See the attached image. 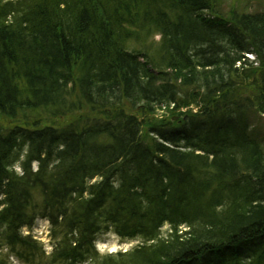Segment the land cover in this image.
<instances>
[{"label": "trees", "instance_id": "obj_1", "mask_svg": "<svg viewBox=\"0 0 264 264\" xmlns=\"http://www.w3.org/2000/svg\"><path fill=\"white\" fill-rule=\"evenodd\" d=\"M214 5L0 0V264L40 219L50 264H264V8ZM109 232L140 244L98 260Z\"/></svg>", "mask_w": 264, "mask_h": 264}, {"label": "rangeland", "instance_id": "obj_2", "mask_svg": "<svg viewBox=\"0 0 264 264\" xmlns=\"http://www.w3.org/2000/svg\"><path fill=\"white\" fill-rule=\"evenodd\" d=\"M214 10L212 11L213 14H219L223 17H229L232 11L238 12H250L255 13L258 11L263 10L264 8V0H214ZM161 37L158 34H153L147 39L140 42L132 43L130 46L132 49L139 50L142 52H155L159 45H160ZM259 67L255 65L253 68L248 70V74H252L254 68ZM182 92L185 95H188L187 102H190L187 107H182L178 109V111L171 112V109H162L157 110L155 116H149L151 121L153 119L161 120V119H169L171 116L174 119L178 117H183L188 113H196L198 108L192 102L194 95H196V91L194 89H186L181 88ZM192 102V103H191ZM252 122L255 126V129L263 133V144H264V114L261 113L260 115L250 114ZM71 118L74 117L69 116L61 119L56 120H45L42 125L44 124H52L56 126H64L70 122ZM145 119V117H143ZM147 119V118H146ZM149 122V120H146ZM27 122L22 117H19L16 120H9L6 118H0V126L4 128H10L14 125H22V123ZM145 136L147 135L146 132L148 131L146 126L143 127ZM151 136L149 135L148 140ZM33 171H36L37 164H33L32 166ZM16 172L22 174V170L19 165L16 166ZM51 225L48 220H39L37 227L31 232L28 229L23 230L24 236H30L32 234L33 239L37 241L39 244H42V248L44 251V255L40 252V249L37 245L34 246V249L31 251H25L26 249L23 248H16L15 250L12 249L13 257H10V262L12 264H50V259L53 257L52 254L55 252V247L53 244V239L51 237ZM169 226H165L163 228V235H166ZM140 244V240L138 239H123L120 238L118 235L114 234L113 232L107 233L104 237L101 238L96 243V250L98 252V260H101L108 255L117 254L119 252H128L136 248ZM14 252V253H13ZM18 252H21V255L18 256ZM17 253V255H16ZM35 254V255H34ZM34 255V256H33Z\"/></svg>", "mask_w": 264, "mask_h": 264}]
</instances>
